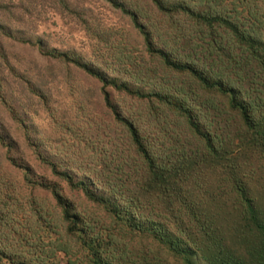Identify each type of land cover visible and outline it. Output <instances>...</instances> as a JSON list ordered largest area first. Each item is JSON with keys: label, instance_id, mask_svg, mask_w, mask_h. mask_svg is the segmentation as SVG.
<instances>
[{"label": "trees", "instance_id": "obj_1", "mask_svg": "<svg viewBox=\"0 0 264 264\" xmlns=\"http://www.w3.org/2000/svg\"><path fill=\"white\" fill-rule=\"evenodd\" d=\"M103 1L139 45L108 27L86 60L21 40L66 78L97 82L103 115L80 101L55 118L43 80L27 78L52 122L34 131L0 78V104L43 169L13 157L0 123L20 175L0 165V264H264V0ZM12 7L0 1L3 61L1 38H17L10 28L31 10Z\"/></svg>", "mask_w": 264, "mask_h": 264}, {"label": "rangeland", "instance_id": "obj_2", "mask_svg": "<svg viewBox=\"0 0 264 264\" xmlns=\"http://www.w3.org/2000/svg\"><path fill=\"white\" fill-rule=\"evenodd\" d=\"M0 1L13 9L12 6L17 0ZM29 1L31 10L29 14L22 16V25L13 24L10 28V32L17 38H1L6 56V60H0V78L4 83L5 99L11 102L26 125L34 127V131L46 132L52 127V122L48 111L37 98L34 96L33 100L30 94L25 92L23 81L27 78L34 80V83L43 80L39 86L46 96L47 108L54 113L55 118H73L80 101L95 115H103L105 110L97 82L76 73L75 70L70 71L71 78H66L60 63L40 55L35 46L22 43L21 40L41 41L48 49L69 51L82 55L86 60H92L94 57L98 58L105 50L103 42L100 41V32L103 29L121 28L127 32V38L135 45H139L140 38L129 27L127 19L103 0H66L67 8L55 5L50 0ZM19 27L25 28L20 31L17 29ZM11 68L13 70H10ZM0 123L17 143L13 157L25 161L37 172L43 171L23 142L16 128L18 126L1 104ZM0 165L14 177L20 178L15 167L4 158V148L1 146ZM34 194L44 195L40 190H35ZM228 245L235 247L232 241ZM237 253L241 251L238 250ZM240 256L246 259L243 253Z\"/></svg>", "mask_w": 264, "mask_h": 264}]
</instances>
